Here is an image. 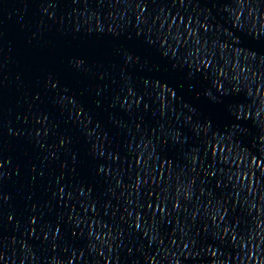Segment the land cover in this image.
Wrapping results in <instances>:
<instances>
[{
	"label": "water",
	"instance_id": "1",
	"mask_svg": "<svg viewBox=\"0 0 264 264\" xmlns=\"http://www.w3.org/2000/svg\"><path fill=\"white\" fill-rule=\"evenodd\" d=\"M229 163L257 264H264V0H203Z\"/></svg>",
	"mask_w": 264,
	"mask_h": 264
}]
</instances>
